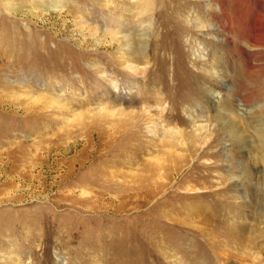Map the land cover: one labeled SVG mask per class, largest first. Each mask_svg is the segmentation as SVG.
Returning a JSON list of instances; mask_svg holds the SVG:
<instances>
[{"label":"rangeland","instance_id":"374dc122","mask_svg":"<svg viewBox=\"0 0 264 264\" xmlns=\"http://www.w3.org/2000/svg\"><path fill=\"white\" fill-rule=\"evenodd\" d=\"M61 1L54 11V0H0V264H264V165L252 132L264 125V23L257 20L264 0H145L151 28L142 39L144 0ZM217 4L257 45L227 48L229 29L213 32L221 24ZM194 17L212 31L198 32ZM124 23L136 52L146 43L145 78L117 66L110 33ZM200 44L216 55L221 76L222 52L229 57L221 61H236L241 72L253 55L250 91L231 93L235 85L226 79L216 102L235 115L247 137L241 144L220 123L190 121L200 103L211 118L206 95L222 91L216 75L203 78L194 57ZM155 90L159 108L148 102ZM253 90L262 99L251 101ZM101 103L126 111L149 103L168 116L163 122L145 112L138 127L123 128L107 157L106 146L94 152L97 128L122 117L99 112ZM204 124L210 127L201 133ZM169 128L183 133L173 136L175 147L154 142Z\"/></svg>","mask_w":264,"mask_h":264},{"label":"bare ground","instance_id":"6f19581e","mask_svg":"<svg viewBox=\"0 0 264 264\" xmlns=\"http://www.w3.org/2000/svg\"><path fill=\"white\" fill-rule=\"evenodd\" d=\"M134 0H132L133 2ZM136 1V0H135ZM195 1V0H194ZM196 1H202V0H196ZM205 1H209L210 3V0H205ZM212 1V0H211ZM216 2H219L220 0H214ZM224 1H229V0H224ZM223 1V2H224ZM235 1V0H234ZM142 3V2H141ZM141 3H139L140 5H142ZM201 3V2H200ZM109 4V3H108ZM130 4V3H129ZM134 4V3H132ZM131 4V5H132ZM136 4L138 5V2L136 1ZM228 4H231L228 2ZM238 4V3H237ZM236 4V5H237ZM244 4V3H243ZM119 5V4H118ZM135 5V4H134ZM209 5V4H208ZM218 5V4H217ZM149 1H145L144 0V5L143 6H140V13L141 15L144 14L143 16L144 17H141L142 20L138 23V27L140 28L139 30V34L136 36L137 38H140L142 39V37L144 36L143 34L146 33L147 31L149 32V29L151 28V18H150V12H149ZM207 6V5H206ZM247 6V5H246ZM251 6V5H250ZM249 6V7H250ZM47 6L43 5L42 3L39 4V8H45ZM63 5H62V1L61 0H54V5L50 8L51 10H62L63 8ZM126 8V7H125ZM137 8V7H135ZM151 8V7H150ZM214 8V7H213ZM132 9V8H131ZM218 9L217 10V15H219V17H215L221 24H219L218 26L216 25L217 29L215 28V30H213V32H220L221 31H226L227 32V29H229V41H231V44L230 42H228V47L227 48H230L232 51L234 49H237L239 48L240 46V42H244L245 43V46L247 45V43H250V44H256L254 42L253 39H250L248 38L247 34L244 33L243 31V26H242V23L240 24L239 23V20L238 22L235 20V19H229L228 16H226L225 12L223 11L222 9V5H218ZM244 9V8H243ZM252 10V8H250ZM208 10V9H207ZM215 10V9H214ZM249 10V9H248ZM57 11V12H58ZM131 11V10H130ZM213 11V10H212ZM216 11V10H215ZM235 11V10H234ZM237 11V10H236ZM243 11V10H242ZM247 11V10H246ZM245 11V12H246ZM46 12V11H45ZM127 12V11H126ZM139 12V11H138ZM219 12V13H218ZM239 12V11H238ZM131 13V12H130ZM128 13V14H130ZM139 13V14H140ZM256 13V12H255ZM138 14V13H137ZM136 14V15H137ZM139 14L137 16H139ZM148 14V15H147ZM209 14V12H208ZM213 14V12H212ZM233 14V13H232ZM248 14V13H247ZM134 15V14H133ZM140 15V16H141ZM216 15V14H215ZM234 15V14H233ZM253 15V14H251ZM250 15V16H251ZM139 16V17H140ZM230 16V15H229ZM256 16V15H255ZM258 16V15H257ZM237 17V16H236ZM195 18V17H194ZM193 18V19H194ZM222 18L225 20L223 25H222ZM231 18V16H230ZM241 18V17H240ZM255 18V17H254ZM253 18V19H254ZM258 18V17H257ZM264 17H262L261 15V18L257 19V20H260L262 23H264ZM140 19V18H139ZM242 20V19H241ZM251 20V19H250ZM256 20V19H255ZM256 20V21H257ZM194 28L198 31V32H203L205 30H211L212 31V28H211V25L210 24H204L199 17H196L194 20ZM252 21V20H251ZM84 22V21H83ZM124 22V21H123ZM138 22V21H137ZM254 22V21H253ZM113 23V21H112ZM111 23V25H112ZM82 24V23H80ZM192 24V23H191ZM123 27L120 26L119 24V27L117 30H112L111 33H110V36L112 39H115V41L117 42L118 44V51H117V62H118V67L120 69H123L124 71L126 72H130L132 73V75L137 78V77H140V76H143L144 75V78L147 74V69H146V65L149 63L148 61V58L146 57V53H145V50H146V43L143 44V46L140 48L139 51H135V47H134V42H133V38L134 36L132 35V33H130V28H128L127 26V23H124ZM246 25V23L244 24ZM115 27V26H114ZM214 29V28H213ZM252 30V29H251ZM214 34V33H213ZM220 34V33H218ZM246 34V35H245ZM249 34V33H248ZM217 35V34H216ZM222 36V35H221ZM143 41V40H142ZM145 42V41H144ZM221 44H224V40L221 39L220 41ZM199 44V43H198ZM201 45V44H200ZM214 45V43H213ZM257 45V44H256ZM112 46V45H111ZM224 46V45H223ZM253 46V45H252ZM207 47V46H206ZM214 47V46H213ZM225 47V46H224ZM248 47V46H247ZM255 47V45H254ZM223 48V47H222ZM221 48V49H222ZM246 48V47H245ZM257 48V47H256ZM217 50V49H216ZM219 50V49H218ZM246 50V49H245ZM238 52V49L236 50ZM242 51V49H241ZM254 51V50H252ZM206 50V48H204L202 45L199 46L198 49H196V52L194 53V57L196 58L197 60V63L200 64L202 66V68L204 69V72H205V76H203V78L206 80V82H210V78L208 79V75H207V71L210 73L209 77L210 76H213V75H216V79L219 80L218 84H219V88L220 92H217V90H215V92L213 91V93H210V95L208 96L209 93H207L206 97L208 99V102H210V108L213 107V111H214V115L211 117V118H207V116H205L202 112V108H201V105L198 104L196 105L197 107L191 112V115H189V118H190V121L194 124H197L198 122H200L201 120L202 121H209V124H212V122L214 124H217V123H220V126H221V132L226 134L227 137H228V140L232 141V140H236V142H244L247 137L244 136L241 132V130L239 129L238 125L235 124L233 121L235 120V115H233V117H231V115H226L224 113H221L219 111V109L217 110L216 108V102L220 99L219 97L221 95H224V92L226 91V87H222L223 86V82H225L226 79H228V81H230L229 83L233 84V86L235 85V87H233V91L231 93H236L237 95H239L238 93L243 91V90H246V91H250V89L248 88V86L250 87L251 84H253L254 82L251 83V79H250V75L251 73L253 72V66L251 64V62H248L249 60V56L251 58V56H253L251 53H249L247 50H246V53L248 52L249 53V56H248V53H247V59L245 61V69L247 70L246 72H241L240 68L242 69V67H238V65L235 63V62H227L225 63L224 59L223 61L222 58H227V54L226 55H223L224 52H222L223 54L221 55V60L219 59V64L220 63H224L225 64V68H224V74L223 76H221V74H218V71H219V68L216 69V66H215V61L217 58L216 55H214L215 58H209L208 56V52ZM212 52V51H211ZM228 52V51H227ZM251 52V51H250ZM139 53V54H138ZM218 53V52H217ZM233 53V52H232ZM236 53V52H235ZM241 53V52H240ZM254 53V52H253ZM230 54V53H229ZM238 54V53H237ZM211 55V54H210ZM233 55V54H232ZM231 55V56H232ZM237 56V55H236ZM246 56V55H245ZM255 56V55H254ZM229 57V56H228ZM234 57V56H233ZM201 58H203L201 60ZM239 58V57H238ZM253 58V57H252ZM236 59V58H234ZM195 60V59H194ZM245 60V59H244ZM115 62V63H117ZM217 64V63H216ZM243 64V65H244ZM241 65V64H240ZM208 67V68H207ZM223 67V65H222ZM242 73V74H241ZM126 74V73H125ZM204 74V73H203ZM128 75V74H127ZM225 75V76H224ZM201 78V77H200ZM199 78V79H200ZM212 79V78H211ZM214 80V79H213ZM200 83V82H198ZM204 83V82H203ZM262 83V82H261ZM126 88H132L134 89V85L136 84H133V82H125L124 83ZM205 84V83H204ZM198 85V84H197ZM116 87V86H115ZM213 88V87H212ZM230 89V88H229ZM262 90L264 89V83H263V86L261 88ZM260 89V90H261ZM129 90V89H128ZM212 91V90H211ZM206 92V91H205ZM229 92V91H228ZM242 93V92H241ZM246 93V92H245ZM153 94V93H151ZM250 95L248 96L251 101L255 100L257 101V99H262V94L261 92L259 93L258 91L255 92L253 90V92H250L249 93ZM152 96V95H151ZM198 96V95H197ZM205 96V95H204ZM196 97V96H195ZM247 97V96H246ZM243 98V97H242ZM55 100H53V103L54 104H58L59 103V100H56L58 98H55ZM150 100H148V102H152L153 104H155L156 107H161V104H162V95H161V92H159V90H155L154 91V95L152 96V98H148ZM244 99V98H243ZM248 99V98H247ZM249 99V101H250ZM243 101H246V100H243ZM250 101V102H251ZM254 101V102H255ZM191 103V102H190ZM193 103V101H192ZM196 103V102H195ZM247 103V102H246ZM149 103H144L142 106V108L138 109L137 111H126L124 109H112L110 110L109 108L110 107H106L107 106V103H101V107L99 110V112L103 111L105 113H107L108 117H114L116 115H119L120 117H122L121 121L118 123V124H113L111 127H108V126H105L106 124H103L101 125V127H99L100 129H98L97 127V130H99V137H97L99 140H98V143L96 144V148L94 149V152H99L101 150V148H106L108 147L109 149L107 150L108 152H106V155L107 157L108 154H110V150L112 152V150L114 149V146L122 139L123 137V134L125 132V129L123 128H126V127H131V128H134L136 125L138 127V120L140 119V117H144V114H146L145 112H148V116L150 117H154L155 120L157 119H161L163 117V121L166 119V116L167 115V111L165 110H159L158 113L157 111L155 113H153L151 111V107L148 106ZM114 106V105H113ZM203 106V105H202ZM212 106V107H211ZM204 107V106H203ZM207 108V107H206ZM148 109V110H147ZM192 109V108H191ZM208 109V108H207ZM227 110H232L231 108L230 109H227ZM212 111V112H213ZM165 112V113H164ZM232 112V111H230ZM159 115V116H157ZM93 116V115H92ZM105 116V115H104ZM157 116V117H156ZM97 117V116H96ZM103 117V116H101ZM82 118V117H81ZM93 118V117H92ZM98 118V117H97ZM104 118V117H103ZM102 118V119H103ZM165 118V119H164ZM101 119V118H100ZM101 119V120H102ZM94 120V119H92ZM99 120V119H97ZM91 121V120H90ZM96 121V120H95ZM105 121V120H104ZM135 122V123H134ZM157 122V121H156ZM199 124V123H198ZM253 126V125H252ZM251 126V127H252ZM210 127V125L208 124H204V125H201V126H197L198 128V131L199 132H206L208 130V128ZM249 127V126H248ZM260 127V126H259ZM118 128H122L120 131L118 130ZM248 129V128H247ZM169 131H167L165 134L162 135V137H159L154 135V138H156L154 140V142H157L158 144H160L161 146H163V144H165V142H167L168 144L172 145L173 147H175L177 144H175V141L173 140V136L176 137V135H181V130L177 129L175 130L174 128H169L168 129ZM254 131V132H253ZM83 132V131H82ZM111 132V133H110ZM183 132V131H182ZM252 132L256 135L257 139H258V144H259V151H258V158L260 160V162H262V164L264 165V125L260 128V129H254L252 128ZM110 133V134H109ZM168 133H170V135H168ZM154 134V133H153ZM180 136V137H181ZM159 139V140H158ZM175 139V138H174ZM152 145V143H151ZM167 145V144H165ZM156 146V145H155ZM93 149V148H92ZM114 151V150H113ZM143 151V149L139 148V152L141 153ZM100 156H95L93 157L94 158V161H96ZM92 158V157H91ZM159 158V157H158ZM157 158V156H153V157H150V160L157 163V164H160V160ZM125 161V160H124ZM175 165L172 167V170L173 171H176L177 168H174ZM116 168V167H115ZM158 171V170H157ZM156 171V172H157ZM67 174V173H66ZM262 182H263V186H264V173L262 175ZM157 186H160V188L157 189L156 187V190H160L161 187L163 188L164 185H162L161 183H156ZM144 186V185H143ZM85 192L81 193V195H84ZM262 201H263V205H264V196L262 197ZM263 216V215H262ZM264 218V217H263ZM263 224H264V220H262ZM248 237V236H247ZM246 237V238H247ZM16 263V262H15ZM19 263V262H18Z\"/></svg>","mask_w":264,"mask_h":264}]
</instances>
